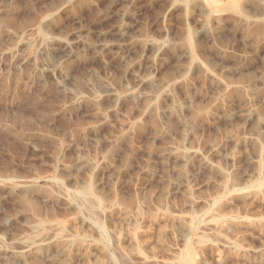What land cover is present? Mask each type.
<instances>
[{"label":"rangeland","instance_id":"rangeland-1","mask_svg":"<svg viewBox=\"0 0 264 264\" xmlns=\"http://www.w3.org/2000/svg\"><path fill=\"white\" fill-rule=\"evenodd\" d=\"M188 253L264 264V0H0V264Z\"/></svg>","mask_w":264,"mask_h":264},{"label":"bare ground","instance_id":"bare-ground-1","mask_svg":"<svg viewBox=\"0 0 264 264\" xmlns=\"http://www.w3.org/2000/svg\"><path fill=\"white\" fill-rule=\"evenodd\" d=\"M234 1H236V0H234ZM215 3V2H214ZM234 3V2H233ZM259 177V176H258ZM253 182V181H252ZM212 218V217H211ZM224 218V217H223ZM211 220H213V219H211ZM231 220V219H230ZM236 220H238V219H236ZM233 221V220H232ZM232 221H229V222H232ZM206 222V221H205ZM211 222V221H210ZM228 222V221H227ZM249 222V221H248ZM213 222H211V223H209L210 225L212 224ZM217 224V223H216ZM206 225V224H205ZM207 225H208V223H207ZM214 225H215V223H214ZM209 226V225H208ZM203 228V227H202ZM55 229V228H54ZM203 230H205V227H204V229ZM211 231L212 230H215V229H210ZM218 230V229H217ZM216 230V231H217ZM55 231V230H54ZM206 231V230H205ZM214 232V231H213ZM216 235V234H215ZM218 235V234H217ZM49 237V236H48ZM51 237H53V236H50L49 238H51ZM214 237V236H213ZM223 237L224 236H222V239H223ZM49 238H47V239H49ZM63 238V237H62ZM199 238V237H198ZM217 239V238H216ZM41 240V239H40ZM40 240H38V241H40ZM50 240V239H49ZM53 240V239H52ZM66 240V239H65ZM225 240V239H224ZM68 241V240H67ZM216 241H218V240H216ZM71 242V241H70ZM201 242H202V240H201ZM222 242V241H221ZM33 243H35V242H33ZM32 243V244H33ZM42 243H44V241L42 242ZM41 244V243H40ZM47 244V243H46ZM75 244V243H74ZM232 244V243H231ZM204 245V244H203ZM229 245V244H228ZM39 249V248H38ZM37 249V250H38ZM36 250V249H35ZM40 250V249H39ZM192 259H193V257H192ZM193 262V261H192ZM192 262H191V256H190V254L188 253L186 256H185V260H184V262L183 263H185V264H192ZM194 263V262H193Z\"/></svg>","mask_w":264,"mask_h":264}]
</instances>
